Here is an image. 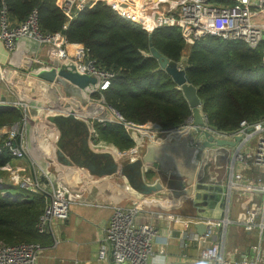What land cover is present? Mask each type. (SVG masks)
<instances>
[{
    "label": "built area",
    "instance_id": "2783aa9c",
    "mask_svg": "<svg viewBox=\"0 0 264 264\" xmlns=\"http://www.w3.org/2000/svg\"><path fill=\"white\" fill-rule=\"evenodd\" d=\"M99 2L110 6L119 16L138 24L150 35L160 28H179L187 47L194 46L198 40L206 36L244 42L251 49H261L264 67V0H57L58 7L68 18L63 32L80 13L92 9ZM63 32L43 33L36 10L20 24L10 19L4 5L0 11V42L6 50L14 51L17 43L23 39L34 42L37 51L45 46L49 48L50 58L42 65L41 70L53 73L54 80L48 83L39 76V73L23 74L21 71L17 77L25 84L32 85L39 82L41 85L60 84L61 71L68 64L74 63L77 74L96 80L95 93L108 90L116 73L99 68L96 61L90 57V51L86 46L82 43L70 42ZM24 57L26 63L31 64L29 61H33L32 56L26 53ZM179 64L182 69L188 67L187 61ZM1 78L4 79L3 76ZM92 102L97 104L100 99L92 98ZM4 103L6 102L0 97V106ZM10 105L22 109L24 115L21 122L0 128V141L5 142L4 149L13 159V163L0 167V171L7 173V179L13 186L44 196L46 207L37 225L42 234L48 232L54 221L68 218L71 199L63 175L66 172L59 177L61 181L59 183H63L66 187L64 185L57 187L58 183L41 169L31 155L28 139L29 120H32L40 130L44 128L43 122L47 116H73L76 120L93 119L102 124L118 123L129 133L154 132L152 124L136 125L127 122L112 108L111 118L101 119L70 111L64 106L66 103L63 105L65 108L61 106L56 108L38 106L25 98H18ZM251 127L254 130L246 133V129ZM193 128L191 116L182 126L169 130L161 129L158 138L149 136L145 141L147 139L153 143H158V140L162 143L170 141L168 133L177 130H181L180 137L183 136L184 139ZM90 132L93 135L95 133L94 129ZM213 134L226 139H233L237 135L244 137L238 148L215 147L202 150L199 154L198 173L193 188H196L198 183L221 186L224 190L220 201L226 205L225 216L221 219L196 218V220L184 221L187 232L183 239L191 240L198 245L200 258L207 264H264V119L254 124L243 121L239 130L233 134L219 131ZM255 139L256 142L253 143ZM192 143L197 148L200 147L202 137L196 136ZM133 152L136 153L135 150ZM14 160H27L29 167L17 165ZM216 165L218 167L214 169H221V173L217 172L214 177L206 180L205 170L207 172L209 167ZM5 188L3 179H0V190ZM230 202L240 204L249 202L242 218L230 219ZM139 211L138 202L128 208L115 207L100 245V260L111 258L115 264H149L155 253L154 243L160 235L159 230L152 224L139 222ZM169 220L179 222V219L173 215H169ZM196 224L207 225L208 229L204 236L199 235L197 231L189 232V229ZM229 225H237L246 232L257 233V241L251 246L253 254L244 255L241 262L224 255L225 241L217 236L220 229H226ZM41 251L40 243L17 245L0 243V264H37L36 260Z\"/></svg>",
    "mask_w": 264,
    "mask_h": 264
},
{
    "label": "trees",
    "instance_id": "16d2710c",
    "mask_svg": "<svg viewBox=\"0 0 264 264\" xmlns=\"http://www.w3.org/2000/svg\"><path fill=\"white\" fill-rule=\"evenodd\" d=\"M3 5L10 19L19 24L36 10L40 29L46 34L63 32L68 22L57 0H0V11ZM63 33L70 42L84 44L99 68L116 73L109 89L94 97H103L106 106L127 122L153 123L169 130L182 126L191 117L183 93L159 68L150 49L151 38L159 53L179 63L186 46L179 28H160L150 35L99 2L80 13ZM186 73L198 88L208 124L219 132L233 134L243 121L254 124L264 119L261 49H251L241 41L206 36L192 47ZM23 115L22 109L2 104L0 128L21 122ZM58 123L64 130L62 123ZM93 124L100 140L121 151L134 147L135 142L123 125L97 121ZM4 143L0 141V167L13 163ZM0 179L6 185L0 190V243H41L44 237L37 225L46 207L44 196L13 186L5 172L0 171Z\"/></svg>",
    "mask_w": 264,
    "mask_h": 264
},
{
    "label": "crops",
    "instance_id": "0c3cea01",
    "mask_svg": "<svg viewBox=\"0 0 264 264\" xmlns=\"http://www.w3.org/2000/svg\"><path fill=\"white\" fill-rule=\"evenodd\" d=\"M35 47L34 42L23 39L17 43L16 49L10 52L0 42V97L10 104L16 99L22 98V92L26 90L27 97L25 99L33 104L59 108L66 101L61 97L57 98V94L49 95L40 88L37 95H33L31 89L22 85L20 82L23 80L17 77L21 71L23 74L43 72L42 65L47 63L50 58L49 48L45 46L41 49L38 48L40 50L37 51ZM192 47L185 46L180 62H188ZM26 53L33 58L32 62L29 61L31 64H27L23 59ZM74 65V63H70L64 67L61 71L62 76L60 75L59 78L60 82L67 85L70 83L69 75L77 74ZM176 88L180 90L178 85ZM92 98H95L94 95ZM64 106L68 107V104L66 103ZM36 113L41 114L40 112ZM55 119H64V116H47L43 122V130H40L32 120L28 121L31 155L41 169L55 183H58L57 187L64 185L59 183L61 182L59 177L63 172H66L63 175H65L67 187L64 186L71 199L68 218L54 221L48 232L43 234L44 238L40 243L42 251L37 257V264H115L111 258L105 261L99 258V249L105 236V228L115 207L128 208L136 202L140 203L139 222L152 224L159 230L160 237L154 243L155 253L149 264H207L200 258L198 245L191 240L183 239L187 232L184 221L196 220V218L221 219L225 216L226 205L224 203L222 206L217 203L216 206L198 207L194 193L185 194L191 188L190 184L195 182L198 167L192 170L190 168L189 172L184 174L178 168L176 171L173 169L176 163L170 164L167 170L160 164H148L142 171L143 180L148 186L147 188L157 189L149 194L136 190L127 174L121 172V168L127 163L133 162L137 158L140 159L145 154L146 145L151 142V140L145 141V139L149 136L158 138L161 134V127L150 123L153 125L154 132H127L135 145L129 150L121 151L114 145L100 140L93 124L96 120H79L87 124L90 130L94 129L93 135L86 128L77 126L76 122L69 124L63 122L64 130H61ZM181 133V130L169 132L170 141L167 142H182L184 139H182L183 136L180 137ZM93 138L96 142L93 141ZM59 152L65 154L69 164H65V161L59 158ZM91 152L110 154L113 161L96 159L90 162V166L94 170L92 173L90 168L79 166L73 160L76 158L80 162H86L89 158L88 154ZM176 156L177 154H174L173 159H176ZM180 160L181 158L178 162ZM112 162L118 166L119 170L112 174L107 173V165H111ZM14 163L29 165L27 160H14ZM214 168L215 166H211L207 172L205 170L206 180L214 177L217 172L221 173V169L216 168L215 170ZM128 174L131 173L128 172ZM184 188L186 189L183 190ZM248 204L230 202V219L242 218ZM169 215L179 219V222L169 220ZM194 231L197 230L195 226H192L189 232ZM177 232L179 236L175 235ZM217 236L225 241L224 255L236 262H241L244 255L251 256L253 254L251 246L257 241L256 232H246L237 225H229L226 229H220Z\"/></svg>",
    "mask_w": 264,
    "mask_h": 264
},
{
    "label": "water",
    "instance_id": "95a60500",
    "mask_svg": "<svg viewBox=\"0 0 264 264\" xmlns=\"http://www.w3.org/2000/svg\"><path fill=\"white\" fill-rule=\"evenodd\" d=\"M150 49L151 55L159 61L160 69L164 70L172 78L175 84L179 86L180 91L183 93V96L188 102L192 112L191 116L194 128L191 129L188 136L184 138L182 142L162 143L160 142V140H158V143H148L146 145V152L141 159L129 162L123 168H121V172L123 174H127V177L131 184L134 186V188H136V190H140L144 194H149L152 191H157L156 188H147L148 186H146L143 180L142 171L143 168L145 169V166H147L148 164H160L167 170L170 164L176 163L173 169L176 171L178 168L180 172L187 174L190 168L191 170L197 169L199 154L202 150L212 149L215 147L238 148L244 138L242 135H237L233 139H226L215 136L213 132H217L218 130L208 124L207 117L203 113L204 102L200 99L198 95V88H196L189 80L186 73L187 68H180L179 63L174 62L159 53L158 50L153 46L151 38ZM39 76L42 79L46 80L48 83H51L55 78V75L53 73L46 72L40 73ZM68 81L70 82L68 85L64 82H60V84L56 85H41L40 82L30 85L25 84V82L23 81H21L20 83L26 88H30L33 95H37V91L40 88L52 95L57 94V98L61 97L64 101H66V103L68 104V109L70 111H77L86 114L90 110V107L94 105V103L92 102V97L96 94L94 92L97 89L96 80L86 75L72 74L69 75ZM21 97H27L26 90H23ZM97 105H100L102 108V112L101 114H99L100 116L97 115L98 118H111V107L106 106V102L103 97L100 99V102L97 103ZM55 121L61 123L76 122V125L80 128L83 127L90 131L87 124L76 120L73 116L64 117V119H55ZM253 130L254 128L251 127L247 128L245 132L250 133ZM194 136L202 137V144L198 148L192 143L191 139ZM93 141H95L94 138ZM84 143L86 144L85 140ZM174 154H177L176 159H173ZM64 155L65 154L61 152L58 153L59 158L63 159V161H65V164H69L70 162H67ZM88 157L89 158L86 162H80L79 159L76 158H73V160L79 166L90 168L89 170L92 173L94 170L91 168L90 162L96 159H109L110 161H113L112 155L106 153L98 154L91 152L88 154ZM180 158L181 160L180 162H178ZM172 159L173 161L171 162ZM107 166V173L112 174L119 170L118 166L113 162L111 163V165L109 164ZM128 172H130L131 174H128ZM103 174H105V172H103ZM190 185H192L191 188L187 190L185 194L191 195L192 193H194V197L198 202V207H207L208 205L216 206L219 202L223 206L224 202L220 201V199L221 193L224 189L221 186L209 185L206 183H198L196 185V188H193V182ZM195 228L197 230V233L201 236H204L208 229L207 225L205 224H196ZM175 235L179 236L178 232L175 233Z\"/></svg>",
    "mask_w": 264,
    "mask_h": 264
},
{
    "label": "rangeland",
    "instance_id": "374dc122",
    "mask_svg": "<svg viewBox=\"0 0 264 264\" xmlns=\"http://www.w3.org/2000/svg\"><path fill=\"white\" fill-rule=\"evenodd\" d=\"M62 105H64V103H62ZM61 108H65V107L61 106ZM101 112H102L101 106L97 105V104H94V105H92L90 107V110L86 113V115H88V116H97V115L101 114ZM194 139H196V136H194L191 140L193 141ZM255 142H256V139L253 140V143H255ZM215 167H218V165H216ZM6 183L9 184L8 181H6Z\"/></svg>",
    "mask_w": 264,
    "mask_h": 264
},
{
    "label": "bare ground",
    "instance_id": "6f19581e",
    "mask_svg": "<svg viewBox=\"0 0 264 264\" xmlns=\"http://www.w3.org/2000/svg\"><path fill=\"white\" fill-rule=\"evenodd\" d=\"M110 147V146H109ZM111 148V147H110Z\"/></svg>",
    "mask_w": 264,
    "mask_h": 264
},
{
    "label": "flooded vegetation",
    "instance_id": "af4514ba",
    "mask_svg": "<svg viewBox=\"0 0 264 264\" xmlns=\"http://www.w3.org/2000/svg\"><path fill=\"white\" fill-rule=\"evenodd\" d=\"M78 158H80V157H78Z\"/></svg>",
    "mask_w": 264,
    "mask_h": 264
}]
</instances>
